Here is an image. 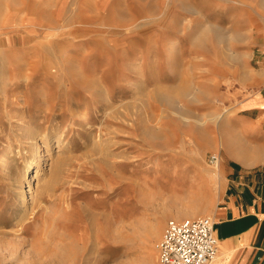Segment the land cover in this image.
<instances>
[{
    "label": "rangeland",
    "instance_id": "obj_1",
    "mask_svg": "<svg viewBox=\"0 0 264 264\" xmlns=\"http://www.w3.org/2000/svg\"><path fill=\"white\" fill-rule=\"evenodd\" d=\"M29 1L44 0H0V23L6 3L16 10L13 25L31 29L59 23L76 26L77 21L84 22V15H93L79 10L84 0H47L51 4L41 9L56 11V19L39 24L19 12L22 2ZM100 3L99 19L93 15L88 25L104 37L96 45L97 55L108 46L105 39H118L117 54L127 64L118 61L116 67L113 61V68H104L112 70L101 84L114 97L108 108L90 94L66 95L64 82L57 79L46 84L56 95L63 93L54 102L56 110L68 111L60 121L66 132L74 131L66 137L70 152H63L60 170L47 192V210L40 208L35 223L18 238L23 245L16 264H64V250L69 255L65 264H158L169 221L214 219L229 181L237 179L227 176L225 166L238 167L237 171L264 165V124L246 121L252 116L257 91L264 86V0ZM111 6L114 11L109 14ZM142 22L131 38L126 29ZM67 31H77L82 40L87 37L78 25ZM82 40L76 45L84 48L87 44ZM49 42L41 45L49 47ZM77 51L71 52V59ZM34 109L25 111L27 125L30 119H46ZM180 115L189 118V124ZM119 116L126 121L122 123ZM216 116L220 120L215 125ZM5 125L14 140L0 138V194L4 195L11 183L29 178L37 169L34 164L28 170L32 152L17 147L21 129L17 132L8 122ZM100 129L108 133L106 159L92 149L89 138V133L99 134ZM189 138L198 143L196 148ZM254 149L261 153L257 160L250 159ZM16 193L0 201V231L11 232L19 219L23 196ZM45 231L47 238H42ZM12 239L11 234H0V244ZM95 242L101 258L92 252Z\"/></svg>",
    "mask_w": 264,
    "mask_h": 264
},
{
    "label": "bare ground",
    "instance_id": "obj_2",
    "mask_svg": "<svg viewBox=\"0 0 264 264\" xmlns=\"http://www.w3.org/2000/svg\"><path fill=\"white\" fill-rule=\"evenodd\" d=\"M102 1L84 0L79 3H82L79 5V10L83 11L84 14L93 13L98 18L100 11L97 7ZM43 4H51V2L47 0L22 2V8L19 12L25 13L27 16H33L39 21V24H42L44 20L47 21L46 18L50 20L56 19V11H43L41 9V5L43 6ZM4 6H7L8 9L4 13V18L0 23V138H5L9 143L14 140L6 134L8 127H5V122H8L9 128L12 127L17 132L18 130L20 132L21 129L20 135L17 138L15 137L18 141V146H16L19 150L21 146H24L32 152L33 157L30 159L28 170H31L34 164L37 166V169L34 167L36 171L33 175L31 174L29 178H20L14 184L11 183L5 192L6 194H0V201L3 200V196L7 199L13 194L17 195L16 192H21L23 196L21 200L23 205L22 211L15 224V228L11 232L0 231V234H11L14 238L8 242L1 243L2 245L0 244V264H16L18 249L23 245L18 238L25 232L27 226L35 223L41 212L40 208L47 210L44 203L47 192H50V185L60 170L59 164L64 155L63 152H70L71 141L65 142L66 137L70 132L73 133L74 131L71 128L66 132L65 126L60 121V119L68 115V111L56 110L54 102L58 99V95L63 93L56 95L57 93L53 92L50 87H46V84L57 79L64 82L63 88L66 95L90 94L89 97L93 101L100 100L103 107L108 108L113 105L112 100L114 97L108 90L105 91L101 84L102 80L112 73V70L107 68V71L104 68L106 66L113 68V61L116 62V67L119 65H117L118 61L119 63L122 61V65L125 66L127 61L124 57L117 54L118 50L115 46L120 40L114 38L105 39V42L108 41V46L103 48L104 53L101 56L97 55L98 46L96 45L98 42H104V37L88 27L94 20L93 15H91L92 17H88L83 14L84 22L82 20L77 21V25L84 30L87 36L86 39L82 40L77 35V31H67L69 27L76 29L77 25L70 26L69 24L59 23L54 27L47 28H44V25L34 26L33 28L35 29H31L26 24L15 26L11 18L15 16V8L11 9L10 3H6ZM32 9H36V13H30ZM108 10L109 14L112 13L114 11L113 6ZM143 25V22L137 23L127 28L126 31L129 32L132 38L134 36L131 34L134 29H139ZM10 27L13 30H9ZM101 36L103 38H100ZM39 39L41 40V43H38L40 47L35 44ZM81 40L85 42L84 45L87 44L86 47L82 48L76 45ZM42 41H50L49 43L51 44L49 47L43 46L41 45L43 44ZM60 41L62 44H60ZM78 49L79 51H77ZM59 51L61 55L58 54ZM76 51L80 53H75L74 58L71 59V52ZM102 56H106V58L101 59ZM8 91H11L13 95H8ZM32 106H35L34 110H37V113L42 112L46 119L43 122L30 119L32 123L27 125L26 123L29 120L26 117L25 111L30 110ZM107 114L110 115L108 112ZM180 117L182 118L181 120H185L189 124V118L184 117V115H180ZM113 118L117 120L116 116ZM222 118H224V115ZM118 119L122 123L126 121L121 116ZM218 120H220V116H216L213 119V123L215 125L218 124ZM73 123H75V120H73ZM201 125H205V123ZM98 132L99 134L97 133L96 135L89 133L92 147H94L92 149L97 150L99 155H103V158L106 159L110 157L108 146H106L109 143L107 138L108 133L106 130L103 131L101 129ZM79 135L82 134L79 133ZM191 142L196 148L198 143L192 140ZM50 152L51 154H49ZM250 156V159L257 160L261 157V153L259 150L254 149L250 153ZM109 164L110 166L114 165L111 162ZM219 175L213 173L215 177H219ZM10 187L14 191H11ZM42 238H47L46 231L43 233ZM98 247L99 244L95 242L92 252L97 258H101L100 254L96 253ZM62 254V263L65 264L69 255L67 250H64Z\"/></svg>",
    "mask_w": 264,
    "mask_h": 264
},
{
    "label": "crops",
    "instance_id": "obj_3",
    "mask_svg": "<svg viewBox=\"0 0 264 264\" xmlns=\"http://www.w3.org/2000/svg\"><path fill=\"white\" fill-rule=\"evenodd\" d=\"M254 100L246 121L262 125L264 86ZM225 169L227 176L237 179L229 181L213 214L219 241L216 264H264V165Z\"/></svg>",
    "mask_w": 264,
    "mask_h": 264
},
{
    "label": "built area",
    "instance_id": "obj_4",
    "mask_svg": "<svg viewBox=\"0 0 264 264\" xmlns=\"http://www.w3.org/2000/svg\"><path fill=\"white\" fill-rule=\"evenodd\" d=\"M217 162V157L213 158ZM213 218L171 220L159 248L158 264H216L219 241Z\"/></svg>",
    "mask_w": 264,
    "mask_h": 264
}]
</instances>
